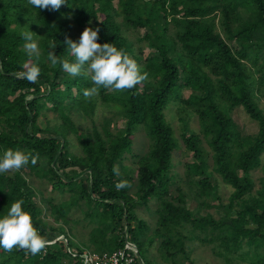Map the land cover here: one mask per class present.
I'll return each instance as SVG.
<instances>
[{
	"label": "trees",
	"instance_id": "trees-1",
	"mask_svg": "<svg viewBox=\"0 0 264 264\" xmlns=\"http://www.w3.org/2000/svg\"><path fill=\"white\" fill-rule=\"evenodd\" d=\"M86 27H99L97 43L125 50L148 79L86 100L90 76L48 60L54 51L75 62L65 40L79 42ZM25 31L39 55L25 49ZM25 64L40 68L36 83L18 77ZM237 107L253 132L235 120ZM9 149L39 159L0 174V218L22 199L49 243L36 255L0 248V264H82L81 253L126 241L138 250L132 264H197L195 241L220 264H264V0H66L59 10L0 0V158ZM175 151L191 158L183 186ZM122 180L131 187L118 191Z\"/></svg>",
	"mask_w": 264,
	"mask_h": 264
},
{
	"label": "clouds",
	"instance_id": "clouds-1",
	"mask_svg": "<svg viewBox=\"0 0 264 264\" xmlns=\"http://www.w3.org/2000/svg\"><path fill=\"white\" fill-rule=\"evenodd\" d=\"M65 3L66 0H28L29 5L44 10H59ZM99 33V27H86L79 42L66 38L67 49L75 58V62L61 60L54 51L48 54L51 65L60 64L69 75L90 76L94 86L84 90L86 100L98 95L101 88L118 92L131 90L146 81L149 76L147 72H141L140 65L125 50L118 49L113 43H97ZM21 35L27 41L24 47L29 55H39V46L33 32L25 31ZM24 68L26 70L19 72L18 77L26 79L29 83H36L40 68L36 65L29 67L28 64H25ZM27 99L31 100L32 97ZM38 159V154L9 149L0 158V174L19 171L29 162L35 165ZM113 172L119 175L118 166L113 167ZM126 187H131L127 180H122L116 185L118 191ZM23 205L22 199L12 203L8 213L0 218V248L9 252L19 248L36 255L45 249L49 241L34 226L31 214L24 210Z\"/></svg>",
	"mask_w": 264,
	"mask_h": 264
},
{
	"label": "rangeland",
	"instance_id": "rangeland-1",
	"mask_svg": "<svg viewBox=\"0 0 264 264\" xmlns=\"http://www.w3.org/2000/svg\"><path fill=\"white\" fill-rule=\"evenodd\" d=\"M139 31H140V33H142L144 30L140 29ZM142 51H143L142 53H143V58H144L148 54V52L151 51V50L149 48H144ZM188 93H189L188 89H184L182 91V94H183L184 97H186L188 95ZM97 112L99 113V115H107V110L105 108H103V107L99 108L97 110ZM234 117H235V120L244 128L245 131L253 132L255 130V128H256L255 123L248 118V116L246 115L245 111L241 107H237L235 109ZM172 122H173V125H174V128H175V132H176V134H178L179 133V124H178L177 119L173 118ZM135 142H137L139 144H142V143L146 144V138H145V136L137 135L136 138H135ZM134 150L137 151L136 148H134ZM173 157H174V163H175V166H174L175 171L180 172V176H181V179L179 178L177 180L178 185L181 184L183 186L182 183H184V182L181 181V180H184L183 179V172H182L183 167L182 166H183V163H186V162L190 161L191 158L187 154H182V153L177 152V151L174 152ZM197 179H199L198 176L194 177V180H197ZM212 182H215V181L212 180ZM37 194H39L36 197V200L38 202L39 196H40V192L37 191ZM222 195L224 196L223 199L225 200V198H226L225 196H227V191L225 190L224 187H222ZM156 205L157 204L155 202H152L151 203V208L155 209ZM195 205H196V201L194 199H192L191 197H186V206L187 207L193 208V207H195ZM209 211L213 215H217L214 208L209 209ZM137 212H138V214L141 217H143L144 219L147 220V222H148V224L150 226H152L154 224L155 215L153 216V214L149 213L147 208H144L143 206H140L138 208ZM80 233H81V235H80ZM82 233H85V231L81 230L80 232H78V231L76 232V234L80 235L79 236L80 239L77 240L78 242L76 241V243H78V244H81V243L85 242V240L83 238L84 234H82ZM151 250H152L153 254H156V251L154 250V248L151 249ZM192 256L194 257V259H195L197 264H220L218 259L210 252V250L206 246H204L203 244L201 245L198 241H195V243L193 244ZM156 257H157V255H156Z\"/></svg>",
	"mask_w": 264,
	"mask_h": 264
},
{
	"label": "built area",
	"instance_id": "built-area-1",
	"mask_svg": "<svg viewBox=\"0 0 264 264\" xmlns=\"http://www.w3.org/2000/svg\"><path fill=\"white\" fill-rule=\"evenodd\" d=\"M138 250L132 242L126 241L123 248L110 253L85 252L81 253L82 264H132Z\"/></svg>",
	"mask_w": 264,
	"mask_h": 264
},
{
	"label": "water",
	"instance_id": "water-1",
	"mask_svg": "<svg viewBox=\"0 0 264 264\" xmlns=\"http://www.w3.org/2000/svg\"><path fill=\"white\" fill-rule=\"evenodd\" d=\"M140 261H141V263L143 264V261H142V259H140Z\"/></svg>",
	"mask_w": 264,
	"mask_h": 264
}]
</instances>
